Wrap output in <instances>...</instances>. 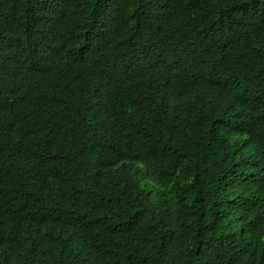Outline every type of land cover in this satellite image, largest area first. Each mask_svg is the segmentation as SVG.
<instances>
[{
  "label": "trees",
  "instance_id": "obj_1",
  "mask_svg": "<svg viewBox=\"0 0 264 264\" xmlns=\"http://www.w3.org/2000/svg\"><path fill=\"white\" fill-rule=\"evenodd\" d=\"M0 144V264H264V0H0Z\"/></svg>",
  "mask_w": 264,
  "mask_h": 264
},
{
  "label": "clouds",
  "instance_id": "obj_2",
  "mask_svg": "<svg viewBox=\"0 0 264 264\" xmlns=\"http://www.w3.org/2000/svg\"><path fill=\"white\" fill-rule=\"evenodd\" d=\"M221 57H223V56H221ZM247 89L249 90V86H248ZM228 98H229V97H228ZM230 100H233V98H230ZM236 103H237L240 107L242 106V100H238ZM239 127L244 128V129H246L247 132H249L248 124L246 123V121L243 122L242 126H239ZM13 128H14V127H10V128L5 129V130H6V132H9V133H11V134H16V133L19 132V129H15V130H13ZM0 148H3V146H2L1 144H0Z\"/></svg>",
  "mask_w": 264,
  "mask_h": 264
}]
</instances>
